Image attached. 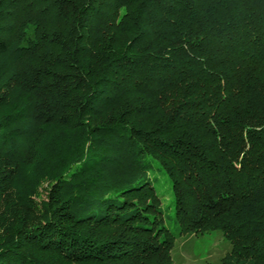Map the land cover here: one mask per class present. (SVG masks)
<instances>
[{
  "label": "trees",
  "instance_id": "trees-1",
  "mask_svg": "<svg viewBox=\"0 0 264 264\" xmlns=\"http://www.w3.org/2000/svg\"><path fill=\"white\" fill-rule=\"evenodd\" d=\"M212 229L264 264V0H0V264H172Z\"/></svg>",
  "mask_w": 264,
  "mask_h": 264
},
{
  "label": "rangeland",
  "instance_id": "rangeland-1",
  "mask_svg": "<svg viewBox=\"0 0 264 264\" xmlns=\"http://www.w3.org/2000/svg\"><path fill=\"white\" fill-rule=\"evenodd\" d=\"M27 35L32 36V28H28ZM155 182L158 194L161 195V207L168 209L171 192L168 182L161 172L154 170L148 175ZM49 182H41L33 195V199H45ZM171 206V205H170ZM168 208V209H167ZM231 250L230 242L220 230H208L202 234L188 233L176 237L171 249L172 264H221V259Z\"/></svg>",
  "mask_w": 264,
  "mask_h": 264
}]
</instances>
